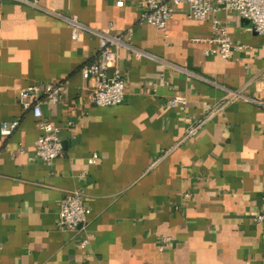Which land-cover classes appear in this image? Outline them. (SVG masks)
<instances>
[{
  "label": "crops",
  "instance_id": "0c3cea01",
  "mask_svg": "<svg viewBox=\"0 0 264 264\" xmlns=\"http://www.w3.org/2000/svg\"><path fill=\"white\" fill-rule=\"evenodd\" d=\"M50 9L111 27L122 41V103L93 105L80 71L97 58V38L80 30L73 38ZM145 9L146 0H0V125L18 123L0 134V264H264V221H254L264 202V34L216 6L205 20L176 6L159 30L139 22ZM214 18L246 47L228 60L206 54L216 46ZM57 81L60 102L41 110L60 127L64 151L46 165L18 95ZM173 97L184 104L167 106ZM74 190L90 209L85 231L56 223Z\"/></svg>",
  "mask_w": 264,
  "mask_h": 264
},
{
  "label": "built area",
  "instance_id": "2783aa9c",
  "mask_svg": "<svg viewBox=\"0 0 264 264\" xmlns=\"http://www.w3.org/2000/svg\"><path fill=\"white\" fill-rule=\"evenodd\" d=\"M25 4L35 5L36 0H16ZM54 1V0H51ZM62 1V0H60ZM115 5L122 7L125 0H113ZM185 5L187 15L193 19L205 20L210 18L211 11L218 7L225 14H234L241 19H245L251 28L258 34H264V0H146V9L139 14V22L147 23L153 27L164 30L167 21L171 18L173 8ZM51 14L63 18L71 27L72 37H77V31H84L97 38V58L84 65L80 71L84 80L89 81L90 101L97 107L115 106L123 102L126 90V83L121 77L117 65L116 49L122 45V41L109 33L107 30H97L87 27L77 21L75 17H62L53 10H48ZM214 37L210 40L215 43L214 50H207L206 54L217 53L223 60H228L233 51L245 49L244 45L233 44L230 40L226 27L219 19H211ZM126 45V44H125ZM132 48L130 45H126ZM141 51H135L134 56L140 57ZM64 82L57 81L44 85L33 84L22 89L18 95L20 107L30 111L35 119L38 130L34 141V155L46 165H51L53 161L63 154L62 140L59 135L60 127L54 125L46 119L41 110V104H57L62 97ZM167 84V83H166ZM146 91H155L151 86ZM177 103L184 104V99L173 97L166 101L167 106H175ZM264 107V103H259ZM199 119L191 124L185 131L182 140L193 136L200 127L209 119L210 115ZM17 121L1 123L0 134L9 135L17 126ZM71 125V122L68 123ZM97 154L93 153L89 158V163H95ZM84 176V173L80 175ZM90 215L89 207L82 200L78 190L70 191L60 201L57 209V225L61 230H82L85 231ZM254 221L261 223L264 221V202L262 210L255 215ZM167 241L168 239H163ZM87 239L81 241V247H85Z\"/></svg>",
  "mask_w": 264,
  "mask_h": 264
}]
</instances>
